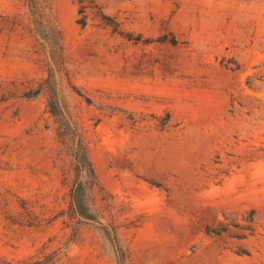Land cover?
<instances>
[{
  "label": "rangeland",
  "instance_id": "obj_1",
  "mask_svg": "<svg viewBox=\"0 0 264 264\" xmlns=\"http://www.w3.org/2000/svg\"><path fill=\"white\" fill-rule=\"evenodd\" d=\"M49 1L97 219L70 215L47 93L24 96L52 65L27 0H0V264H119L111 226L125 264H264V0H88L85 26Z\"/></svg>",
  "mask_w": 264,
  "mask_h": 264
},
{
  "label": "trees",
  "instance_id": "obj_2",
  "mask_svg": "<svg viewBox=\"0 0 264 264\" xmlns=\"http://www.w3.org/2000/svg\"><path fill=\"white\" fill-rule=\"evenodd\" d=\"M82 4L79 14L82 17L78 20L82 26L86 25V5L88 0H78ZM94 3V0H90ZM28 9L31 16V22L34 32L42 40V43L48 48L52 60V65L48 69V76L40 88L24 94L27 98H34L41 93H47V108L59 123V136L62 138L69 137L73 143V160H74V179L72 183L70 198V215L78 217L79 220H96V215L90 210L88 204L89 196L92 194L94 187L97 185V176L91 162L89 151L77 125L72 121L66 111V104L59 96L57 90L56 72L61 68L64 61V41L60 27L58 26L52 9V3L49 0H27ZM111 23L112 18L103 16ZM128 39H133L127 35ZM139 41V37L134 38ZM165 39V36L162 37ZM89 101V100H88ZM108 238L115 244L119 264H125V253L120 245L116 229L104 228ZM220 230H216L219 233ZM55 261L52 255H47L37 260H29L22 264H53ZM4 264H13L9 261Z\"/></svg>",
  "mask_w": 264,
  "mask_h": 264
}]
</instances>
